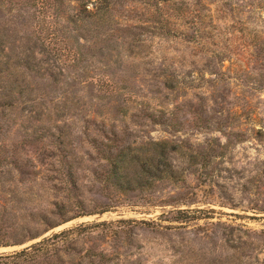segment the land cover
Returning a JSON list of instances; mask_svg holds the SVG:
<instances>
[{"label": "rangeland", "instance_id": "1", "mask_svg": "<svg viewBox=\"0 0 264 264\" xmlns=\"http://www.w3.org/2000/svg\"><path fill=\"white\" fill-rule=\"evenodd\" d=\"M98 2L0 0V58L29 39L55 80L0 100V256L62 233L31 264H264V0ZM146 143L172 182L96 181Z\"/></svg>", "mask_w": 264, "mask_h": 264}, {"label": "trees", "instance_id": "2", "mask_svg": "<svg viewBox=\"0 0 264 264\" xmlns=\"http://www.w3.org/2000/svg\"><path fill=\"white\" fill-rule=\"evenodd\" d=\"M107 1L110 0H99L97 10L105 11L108 8ZM81 7L86 9L85 2ZM68 22L74 24V19H68ZM29 41L27 39L26 48L17 53L10 49V54L3 57L4 61L3 58H0V83L5 80L7 85L0 87V100L1 97L11 100L14 93L18 92L20 95L26 89L24 86L25 79L21 78L23 76L19 73V69H25L37 75L44 70L42 67L36 68L35 63H33L35 61V51L30 46ZM26 52L30 55H27ZM1 53L0 48V56ZM43 75L55 82L52 73H49L48 69L44 70ZM107 150V155L101 156L103 163H97L93 175L96 181L102 183L101 185L105 189H109L117 195L148 191L159 183L172 182L175 178V170L169 161V154L173 152L174 147L171 148L166 143H146L138 146L124 145L120 147L107 146ZM59 235L61 236L62 233ZM59 235H53L48 240L36 243L18 253L0 256V264H31L40 258L51 256L54 249L50 250L46 245L48 242L56 240ZM1 246L9 245L0 244Z\"/></svg>", "mask_w": 264, "mask_h": 264}]
</instances>
